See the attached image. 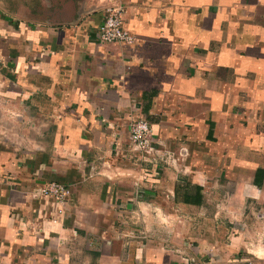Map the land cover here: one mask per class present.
<instances>
[{
  "label": "crops",
  "instance_id": "crops-1",
  "mask_svg": "<svg viewBox=\"0 0 264 264\" xmlns=\"http://www.w3.org/2000/svg\"><path fill=\"white\" fill-rule=\"evenodd\" d=\"M120 1L0 0V264H264V0Z\"/></svg>",
  "mask_w": 264,
  "mask_h": 264
},
{
  "label": "built area",
  "instance_id": "built-area-1",
  "mask_svg": "<svg viewBox=\"0 0 264 264\" xmlns=\"http://www.w3.org/2000/svg\"><path fill=\"white\" fill-rule=\"evenodd\" d=\"M98 7L103 12V20L98 33L100 41L105 44L132 45L135 41L134 35L123 26L124 4L120 0H101ZM128 130L130 149L139 154L142 161L151 164L160 162L177 168L188 157V151L184 147L177 151L157 148L151 126L144 118L132 119L128 124ZM69 193L70 189L59 182L47 183L40 190V195L49 196L58 203L59 213H62Z\"/></svg>",
  "mask_w": 264,
  "mask_h": 264
},
{
  "label": "trees",
  "instance_id": "trees-1",
  "mask_svg": "<svg viewBox=\"0 0 264 264\" xmlns=\"http://www.w3.org/2000/svg\"><path fill=\"white\" fill-rule=\"evenodd\" d=\"M202 189V188H200ZM200 189L198 186H192L191 192L189 193L188 191H185V195H184V202L190 203L191 201H194L196 203H198L200 201L201 198V194H200ZM188 194H190L191 196H189Z\"/></svg>",
  "mask_w": 264,
  "mask_h": 264
}]
</instances>
